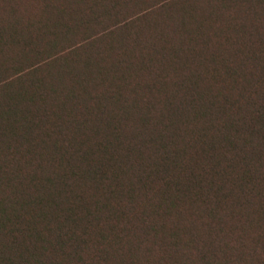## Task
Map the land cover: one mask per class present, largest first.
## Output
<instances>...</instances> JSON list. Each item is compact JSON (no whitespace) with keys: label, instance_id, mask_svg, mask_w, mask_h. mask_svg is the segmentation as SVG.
<instances>
[{"label":"trees","instance_id":"obj_1","mask_svg":"<svg viewBox=\"0 0 264 264\" xmlns=\"http://www.w3.org/2000/svg\"><path fill=\"white\" fill-rule=\"evenodd\" d=\"M127 4L0 0V264H264V0Z\"/></svg>","mask_w":264,"mask_h":264},{"label":"rangeland","instance_id":"obj_2","mask_svg":"<svg viewBox=\"0 0 264 264\" xmlns=\"http://www.w3.org/2000/svg\"><path fill=\"white\" fill-rule=\"evenodd\" d=\"M131 2H133V0H129V2L127 0V3L129 4H127V6L120 5L112 7L106 5L103 8L96 6L95 10L93 9V11L91 12L92 14H86L81 20L74 23V26H72L71 31L69 32V39L62 45L71 46L81 42L83 39L90 40L91 37H97V35H99L101 38V33L105 32L106 29L111 28L114 25L116 26L118 22L123 21L125 18L135 16L140 12L142 13H140L141 16H143L145 13H152V15H154L156 12L153 11H157V8H155V4H158L159 0H143L140 3L138 2L134 4H131ZM114 3L116 5H119V3H121V0H114ZM137 16L135 17L136 19ZM149 17L150 16H146L145 21ZM84 190L86 189L84 188ZM54 214H56L55 218L59 219V223H56L54 227L56 233H60L59 240L68 241V237L73 234V231L71 232V230H73L74 226H72V224H66L68 219L67 210H55ZM140 226L142 225L140 224ZM76 228L78 229V231L76 229V232L80 234L82 230L81 227L78 226ZM114 229L118 230L119 226H116Z\"/></svg>","mask_w":264,"mask_h":264}]
</instances>
